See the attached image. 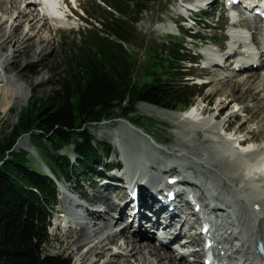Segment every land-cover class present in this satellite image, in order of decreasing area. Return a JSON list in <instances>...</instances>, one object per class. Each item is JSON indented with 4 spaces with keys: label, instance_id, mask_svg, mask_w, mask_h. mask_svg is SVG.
I'll use <instances>...</instances> for the list:
<instances>
[{
    "label": "bare ground",
    "instance_id": "1",
    "mask_svg": "<svg viewBox=\"0 0 264 264\" xmlns=\"http://www.w3.org/2000/svg\"><path fill=\"white\" fill-rule=\"evenodd\" d=\"M12 2L16 6L15 10H18L16 16L15 11L8 7L9 1L0 0V48H13L6 58L0 55V78L5 80L0 91V99L7 95L14 99L19 94L13 84V78L5 74L6 59L15 61L23 48L32 44H35L32 55L42 54L44 48L42 44L52 39V33H44L42 28L49 25L54 32L57 27L65 25L64 20L59 17L61 11L57 7V0H39L40 10L31 9L36 4L35 0H13ZM23 3L25 7L20 9V4ZM34 10L36 14L32 13ZM259 22L260 19L254 17L252 21L245 22L244 25L255 28ZM21 27L24 32L20 33ZM235 40L239 41L233 35L231 40H226L228 50L224 53L227 60L233 59L234 65L226 68L222 74L216 73L215 67L210 66L205 68V74L212 75L207 80L208 86L216 84L222 87L225 83L228 91L221 93L226 101L223 102L224 106L239 100L237 99L239 95L235 92L248 93L252 101L250 109L252 117L257 109L264 107V44L257 42L255 49L239 46L235 50ZM208 50L209 47L206 51L209 52ZM203 52L205 54V48ZM243 52H247V55ZM218 61L213 65H219ZM225 63L227 64V61ZM260 66H263L260 74L253 75ZM243 71V74L238 75L237 72ZM245 99L248 98L245 97ZM223 103L213 110L218 113L226 109ZM149 106L159 114L172 118L176 123L177 138L174 146L172 144V153L171 151L160 152L159 147L155 146L157 148L155 149L154 145L145 146L144 134L141 135L142 133L136 130L130 135H126L121 130L110 134L104 132L119 144L121 149L119 154L124 162L122 172L111 174L112 177L98 183V186L96 185L98 190L96 192L94 190L88 196L89 206L80 205L83 211H79L76 207L79 204L77 202L76 204L59 187L62 191L60 216L68 214L67 216L73 220L77 217V223L67 221L69 226L62 232L64 240H58L60 243L74 247L70 252L77 258L75 264H96L98 258L104 253L108 255L101 264H203L204 251L201 248L203 238L196 229L201 226L204 219V216L201 217L202 219L199 217L201 209L204 210L211 201L215 204L212 211L221 215L214 226L217 232L216 238L219 240L218 247L221 246L218 251L222 250L229 254L230 259H235L242 264H264V158L262 157L264 148L260 150L261 153L260 151H251V153L249 149L236 148L237 144L242 147L243 140L245 145L250 143L251 137L233 138L231 135L237 131H229V123L215 124L217 113L207 120L202 118L201 110L195 107L181 113L163 108L155 109L156 106L151 104ZM7 107L6 104L4 109ZM204 111L207 114V107L203 109ZM244 111L248 110L244 107ZM259 123L258 128L264 126V114ZM198 125L204 132L203 140L210 141V145L205 148L206 156L195 154L199 146L197 147L193 141H184L180 138L181 135L189 137ZM262 129L264 130V127ZM224 131L227 133L224 134ZM22 143L23 140H20L16 145L20 146ZM190 151L193 157H188ZM161 153L162 157L159 155ZM174 153L177 157L183 156L184 162L176 161L175 158L171 159L172 157L169 156L175 157ZM257 157L260 159L251 163ZM191 163L197 167L204 166L205 173L214 169L208 181L212 191L207 192L206 184L199 187L198 182L181 169H187L188 166L192 168ZM113 180H122L123 183L118 187V183ZM190 187L198 189L200 194L190 195L189 190L186 191V188ZM168 190L174 191L173 201L168 199ZM100 195L104 198L99 197ZM91 197L94 198L93 201ZM156 197H158L157 200ZM194 199L200 203L198 212L193 203ZM104 212H108L112 217L115 216L116 221L110 220L112 217L108 218ZM147 217L148 221H150L149 217L152 218L151 224L154 226H164L165 229H169L171 226L178 225L179 228H176L179 233L187 232V241L184 243L187 247L186 251L174 256L173 248L161 242L155 244L150 239L151 234L145 226ZM68 238L70 240L67 242ZM179 241L176 243L179 244ZM258 244L262 245V250L258 249ZM157 247L162 250L161 253ZM187 254L192 255L193 258L187 259ZM129 257H132V262Z\"/></svg>",
    "mask_w": 264,
    "mask_h": 264
},
{
    "label": "trees",
    "instance_id": "2",
    "mask_svg": "<svg viewBox=\"0 0 264 264\" xmlns=\"http://www.w3.org/2000/svg\"><path fill=\"white\" fill-rule=\"evenodd\" d=\"M151 1L95 2L94 13L86 12L91 25L87 38L64 60V72L53 90L28 103L0 138V264H70L66 256L44 251L56 184L29 164L24 149L14 151L19 138L29 135L58 181L76 174L88 176L110 151L105 141L96 142L89 125L126 118L141 102L170 110L185 108L203 92L185 79L188 58L175 37L146 52L150 66L142 80L135 78L136 57L126 45L135 40V25ZM142 119L134 121H149Z\"/></svg>",
    "mask_w": 264,
    "mask_h": 264
},
{
    "label": "rangeland",
    "instance_id": "3",
    "mask_svg": "<svg viewBox=\"0 0 264 264\" xmlns=\"http://www.w3.org/2000/svg\"><path fill=\"white\" fill-rule=\"evenodd\" d=\"M8 1H9L8 7L11 8V10L15 11V16H16L18 10H15L16 6L14 2H12L13 0H8ZM95 2H98V0L95 1L94 0H60L59 2V7L61 10L60 16L62 17V20H64L65 25L57 27L54 32L51 31L52 27L51 26L49 27V25H46V28H42L44 30V33L47 34L52 33V39L48 41V43L42 44L44 47L42 54L38 56L36 55L33 56L32 54L35 44H32L29 46H25L22 50V53L18 56V58H16L15 61L6 59L5 74H8L10 77L13 78V84L15 85V88L18 89L19 94L14 99H11L9 95L5 96L3 99H0L1 100L0 101V138L9 131L8 129L9 126L16 123L18 113L25 106H27L28 103H30L34 99L48 96L49 93L53 90L54 88L53 85H56L57 76L64 72V60L68 57V54L71 51H76L80 47L81 42L85 38H87L86 32H88V30L91 29L90 24L84 23L83 17L81 23L80 15L82 14L79 8L82 9L85 12V14L86 12L93 14L95 11L94 9ZM180 2H181L180 0H153L148 3L147 8L141 14L140 21L135 25V34H134L135 40H133V42H131L130 44L126 45V50L132 53L136 57L137 62L134 69L135 78L142 80L143 79L142 77H144V74H146L147 68L150 66V61L147 59L146 52L148 50L151 51L152 47H156L157 45H160L163 41L167 40L171 35V33L175 34L179 31L180 28H179V24L177 23L178 22L177 18L179 17L180 13H182L179 7ZM35 3L36 4L32 6L31 9L40 10L39 0H35ZM217 3H219V0H216V3L213 5L214 7H216L214 9L215 10L214 12L210 11L211 9L209 8L206 13L201 14V16L205 18V21L209 22L208 27H210V29L204 31L205 35L203 34L204 40H201L202 42H200V40H197L198 44L197 45L194 44V46H196L198 50H200V48H204L205 45L214 48L215 45L214 43L216 44L223 43L222 41H220L219 38L224 37L225 36L224 34L228 30V27H226L227 23H229L227 17L228 11H226L224 7L220 11L219 9H221V5L219 6V4ZM23 7H25V3L20 4V9ZM32 13L36 14V10H34ZM245 26L251 27L248 26L247 24H245ZM200 27L202 28V26ZM22 31H23V27L20 28V33ZM256 32H257L256 34L257 38L258 35L259 37H261L260 34L261 29L259 25L258 28L256 29ZM179 34L180 33L178 32V35ZM180 37L182 39V36ZM223 44H225L224 48H227L226 43ZM186 45L187 48L193 46V44L189 43V41H187ZM12 51H13L12 47H6L4 49L0 48V55L3 58H6V56ZM186 54L188 56H191L193 52L191 53L189 50ZM229 63L230 61H228V65ZM228 65L225 66L222 64L220 67L214 68L215 72L222 74L224 72V69ZM262 68L263 66L257 68L253 72V75L255 76L257 74L259 75L260 74L259 72L261 71ZM189 72L192 73L194 76L196 75L200 76L201 79L206 81L212 77V75L209 73L205 74V71L201 69L200 63H197L195 66L192 65L191 68L189 69ZM237 73L238 75L240 73L243 74L244 71ZM226 80L227 78L225 79V81ZM194 81L195 80L193 81L191 80L190 83H195ZM4 83H5L4 78L2 79L0 78V91ZM212 83L213 82H211V84ZM223 91L225 92L228 91V89L225 86V83H223L222 87L217 86L216 84L212 86L211 85L208 86L207 84L203 92L200 93V95L194 97L192 109H194L195 107L197 108V110H200V108L204 109L205 107H207V114H205L204 111L202 114V118L209 120L212 115L217 113V111H214L213 108L217 107L219 104L222 105L221 103L225 101L224 100L225 97L224 96L222 97L221 95ZM237 93L238 92H235L236 95H239L237 98L239 100H237L236 103L230 102V104H226L225 106H224L225 103H223V107H227V108L224 109L222 112H220L219 118L215 120L216 121L215 124H220V123L226 124L227 121V124L229 123V131L231 130L238 131L235 132L236 134L231 135L233 136V138H247L249 136L251 137V142L248 143L246 147H243L242 149H249L250 152L260 151L262 148H264V130L262 129L264 126L260 128H258V126L260 124L259 121L262 118V115L264 114V107L257 109L255 115L251 117L250 112L252 111H250V109H251L252 101L248 96L249 94L248 93L237 94ZM245 97L248 99H245ZM227 102L229 103V100H227ZM6 104L8 107L4 109L6 107ZM149 105L150 104L148 103L141 102L135 107V111L133 112V114L126 116V118L115 117L114 118L115 120L107 119V120H102L99 124L89 125L88 128L95 137L96 142L105 141L107 143H110L111 146L115 149L114 154L115 153L116 154L114 155L110 153L111 154L110 157L105 158L103 160V163L109 161L111 162L119 161V163L122 165L124 163L123 161L120 162L117 148L113 144L111 140V136H108V134L114 133L116 130H121L126 135L132 134L133 132H135V130L139 131L140 133H142L141 135L144 134V137L146 139L144 145L145 146L154 145L153 147L155 149H157L155 147L157 146L159 147L160 152L164 153V151L167 152L173 149V146L177 138L176 136L177 129L175 126L176 123L173 121L172 118L166 115L159 114L154 110L153 107ZM244 107L249 112L248 111L243 112ZM157 108L159 107H156L155 109ZM179 109L182 110L184 108H179ZM186 111L182 110L177 112L183 113ZM136 117H139L141 119L143 118L141 120L142 122L146 120L149 121H146L145 124L136 123L134 121ZM239 124L240 126H238ZM104 132H107L108 134L106 135ZM180 138L184 141L187 140L193 141V143L196 144L197 147L199 146L195 154L206 156L207 152L205 148L208 147V145H210L209 144L210 141L203 140L204 132L203 130H201L200 125L194 128L193 133H191L189 137L187 136L185 137L184 135H181ZM20 140H23V143L20 146H17L16 144ZM16 144L13 148L14 151H19L21 149H24L27 152V159L29 161V164L44 171L46 166L43 161H47V160L44 157V155L38 153L37 150H35V148L31 145L30 138L28 135L19 138ZM66 150L60 151V153H64L66 152ZM67 152L69 153L70 151L67 150ZM188 154H187L188 157L191 156L193 157L192 151H190ZM159 155L162 157L163 154L161 153ZM173 155H175V157L174 156H169V157L170 158L172 157L171 159L175 158L176 161L184 162L183 156L177 157L175 153ZM191 167L192 168L188 166L187 171L189 174H191V171L193 172L192 178H194L198 182L199 187H203V184H205L206 182L208 184V181H210V175L214 173L213 171L214 169H210L208 173H205L206 168L204 166L197 167L196 165L191 163ZM112 173H120V172L113 171ZM107 175L108 174L104 172L102 169L100 170L97 169L95 179L97 180L98 178L101 181V179L107 177ZM69 177L70 180H68V182L66 183H64L62 180L58 181L59 186L65 188L71 196L76 197L77 198L76 202H79L82 205H87L88 202L78 198L77 195L74 192H72L70 188L71 186H77L76 177L75 178L74 177L71 178V176ZM84 184L86 185V188L89 192L87 196H90L91 195L90 193H92L94 190H95L94 192L98 190L97 181L94 189H92L93 191H90L87 182ZM237 186L238 185H236V187ZM99 191L101 190L99 189ZM193 191L198 192V189L193 188ZM93 197H91V201H93L92 200L94 199ZM99 197H103V196L100 195ZM60 202H62V194L60 192L59 193L57 192L53 214L51 216V225L48 229L49 243L45 246L44 251L45 253H49L52 255L66 256L67 258L70 259V264H75L77 263L76 262L77 258L75 254L70 252L74 247L70 244L65 245L66 243L64 244L60 243L58 240V239L64 240V237L62 235L64 228L60 227L55 230L54 225L52 223L55 222L56 217H58L56 216L55 211H57L61 207ZM101 206L103 207V205H100V207ZM76 207L77 209L82 210L80 204L77 205ZM111 210H107V211L111 212ZM104 213L107 215L108 218L112 217L110 214H108V212H104ZM199 217H202V215L200 214ZM93 219L94 218H92V220ZM148 228L150 227L148 226ZM69 240L70 239L68 238L66 241L68 242ZM174 247H177V249L179 250L180 248H184L186 250V247L180 243L175 244ZM157 248L161 253L162 250L159 249V247ZM196 248L198 247L196 246ZM107 255H108L107 253H104L101 256L102 258L99 257L98 262L96 264H101L102 260H105L107 258ZM178 255L179 253L177 255L176 253L174 254V256H178ZM186 258L192 259L193 257L191 255H186ZM129 259L131 262L133 261L132 257H129Z\"/></svg>",
    "mask_w": 264,
    "mask_h": 264
}]
</instances>
